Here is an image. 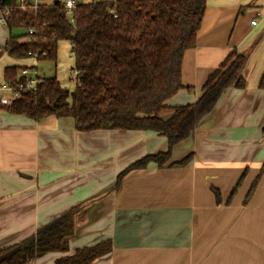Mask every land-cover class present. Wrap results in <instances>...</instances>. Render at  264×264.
<instances>
[{
    "label": "crops",
    "instance_id": "obj_1",
    "mask_svg": "<svg viewBox=\"0 0 264 264\" xmlns=\"http://www.w3.org/2000/svg\"><path fill=\"white\" fill-rule=\"evenodd\" d=\"M54 1L64 0H41ZM257 11L262 16L253 26ZM232 51L247 56L245 88L227 89L165 167L150 162L118 188L130 164L168 150L167 137L80 132L73 118L40 123L0 106V249L30 246L40 229L71 213L68 251L37 253L31 264H55L104 240L112 249L93 264H264V0H207L196 46L183 57L185 88L166 102L160 118L195 104ZM190 154L186 166H168Z\"/></svg>",
    "mask_w": 264,
    "mask_h": 264
},
{
    "label": "trees",
    "instance_id": "obj_2",
    "mask_svg": "<svg viewBox=\"0 0 264 264\" xmlns=\"http://www.w3.org/2000/svg\"><path fill=\"white\" fill-rule=\"evenodd\" d=\"M207 0H113L78 5L71 22L62 1L40 3L37 8H18L16 0H0V18L12 32L1 53L16 62L29 59L56 62L59 44L68 41L79 74L74 90L54 78H43L36 91H22L8 113L36 122L47 118H73L80 132L95 130L152 131L168 138V150L147 155L130 164L117 179V188L131 171L150 162L165 167L176 146L192 137L201 122L215 109L224 92L243 89L246 56L232 51L202 87L192 105L172 108L163 120L166 102L184 89L182 63L187 50L196 46ZM7 11L9 12L7 14ZM32 31V33H30ZM36 57V58H35ZM26 65L4 69V83L25 84L21 75ZM260 88L264 89V76ZM190 89V88H189ZM193 154L169 167L186 166ZM264 171V165L262 172ZM241 183L233 191H237ZM258 184L250 190V199ZM217 201L220 193L214 190ZM246 202V201H245ZM75 232L74 215L69 213L38 231L33 244H15L0 249V264H31L37 253L68 251V239ZM112 249L111 240L77 249L55 264H93Z\"/></svg>",
    "mask_w": 264,
    "mask_h": 264
},
{
    "label": "rangeland",
    "instance_id": "obj_3",
    "mask_svg": "<svg viewBox=\"0 0 264 264\" xmlns=\"http://www.w3.org/2000/svg\"><path fill=\"white\" fill-rule=\"evenodd\" d=\"M81 2L80 0H78ZM24 33L22 29H13L12 32L7 28L4 22L0 21V48L4 46L9 39L10 34L20 36ZM29 67H36L39 77L41 78H54L56 77L60 83L69 90L75 89V83L69 81L73 68H75V59L71 53V44L68 41L61 42L58 49V58L56 62L42 60L38 63L33 60L24 61ZM20 64V65H22ZM14 65V61L5 53L0 51V84L4 82V69L7 66ZM72 68V69H71ZM72 70V71H71ZM70 75V77H69Z\"/></svg>",
    "mask_w": 264,
    "mask_h": 264
},
{
    "label": "built area",
    "instance_id": "obj_4",
    "mask_svg": "<svg viewBox=\"0 0 264 264\" xmlns=\"http://www.w3.org/2000/svg\"><path fill=\"white\" fill-rule=\"evenodd\" d=\"M42 3L41 0H16V4L18 8H37L38 5ZM63 6L66 11V15L71 22L74 21L73 14L75 9L78 6L76 0H64ZM9 12L7 11V14ZM262 16L260 11H257L256 18L252 20L251 24L253 26H257L259 23V18ZM1 22L5 23V18H0ZM32 33V31H30ZM36 58V57H35ZM37 68H23L21 70V75L27 78L26 83L23 84H16L12 85L9 83H2L0 84V105L8 106L10 105L15 99H18L21 96L22 91H36L37 85L43 80V78L39 77ZM79 74L80 72L77 69H73L71 73L70 81L78 85L79 81Z\"/></svg>",
    "mask_w": 264,
    "mask_h": 264
},
{
    "label": "water",
    "instance_id": "obj_5",
    "mask_svg": "<svg viewBox=\"0 0 264 264\" xmlns=\"http://www.w3.org/2000/svg\"><path fill=\"white\" fill-rule=\"evenodd\" d=\"M243 55H245V54H243ZM246 56V55H245ZM246 62H247V56H246ZM246 64V63H245Z\"/></svg>",
    "mask_w": 264,
    "mask_h": 264
}]
</instances>
